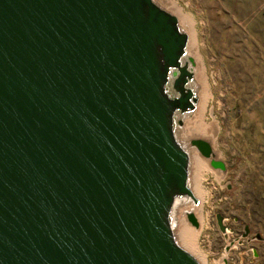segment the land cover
<instances>
[{
    "label": "water",
    "instance_id": "95a60500",
    "mask_svg": "<svg viewBox=\"0 0 264 264\" xmlns=\"http://www.w3.org/2000/svg\"><path fill=\"white\" fill-rule=\"evenodd\" d=\"M187 44L154 0H0V264H200L171 223Z\"/></svg>",
    "mask_w": 264,
    "mask_h": 264
},
{
    "label": "rangeland",
    "instance_id": "374dc122",
    "mask_svg": "<svg viewBox=\"0 0 264 264\" xmlns=\"http://www.w3.org/2000/svg\"><path fill=\"white\" fill-rule=\"evenodd\" d=\"M154 1L187 26L179 23L205 90L197 128H207L212 158L225 166L190 160L189 183L207 190L200 200L205 223L195 241L209 264H264V0ZM184 125L178 126L190 128ZM216 213L224 217L225 233Z\"/></svg>",
    "mask_w": 264,
    "mask_h": 264
},
{
    "label": "bare ground",
    "instance_id": "6f19581e",
    "mask_svg": "<svg viewBox=\"0 0 264 264\" xmlns=\"http://www.w3.org/2000/svg\"><path fill=\"white\" fill-rule=\"evenodd\" d=\"M179 23L182 24L181 21H179ZM182 26L185 27L186 25L182 24ZM185 59L188 61V63L191 60H193L196 64L195 67L192 68L194 77H193V82H191V87L195 93L197 101H196L195 109L193 110L192 113L181 116L182 123L185 124L184 126L189 124L190 128L188 127L180 128L178 126L176 130V137L179 140V142L183 144L185 148L187 149L190 160L193 161L194 164H196V163H202L203 161H207L209 159L204 157L206 159L204 160L203 157L199 155L198 150L191 144L190 142L192 138L191 131L198 132L200 135H202L203 139L205 138L204 140L207 141L208 144L210 145L212 152H213V149H212L210 142H213V141L209 138V131L207 130V128H205L204 126L197 128L198 127L197 125L202 121V120L201 121L199 120L198 122V118L202 110L205 90H204V85L201 86V83L199 81V78L202 79V72H200V74L198 73V67H199L198 60L194 56L192 52V47L189 44H187ZM189 65H191V62L189 63ZM201 88H202V91H201ZM192 129H195V130H192ZM189 187L193 195L197 199L199 198L200 199L198 200L197 204H195L191 199H188V198L187 199L180 198V199L175 200L173 204L172 212H171L172 230H173L175 237L177 235L179 236V242L178 240L177 242L182 243V245L185 248L190 250L192 252L191 254L198 260L200 264H209L207 262L205 254L201 252L200 248L198 247L195 241L196 237L199 235L205 223V214H204L203 209H201L202 205L200 206V200L201 202H203V194L207 193V190H205L201 186V184L194 179L192 182L189 183ZM186 211L191 212V214L194 216V219L197 222V225L200 227V229L199 227L195 228L189 225V223L187 222L188 219L186 216Z\"/></svg>",
    "mask_w": 264,
    "mask_h": 264
}]
</instances>
